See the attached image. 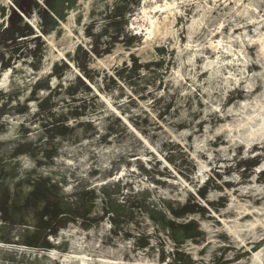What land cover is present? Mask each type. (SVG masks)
<instances>
[{
    "label": "rangeland",
    "instance_id": "1",
    "mask_svg": "<svg viewBox=\"0 0 264 264\" xmlns=\"http://www.w3.org/2000/svg\"><path fill=\"white\" fill-rule=\"evenodd\" d=\"M0 264H264V0H0Z\"/></svg>",
    "mask_w": 264,
    "mask_h": 264
}]
</instances>
